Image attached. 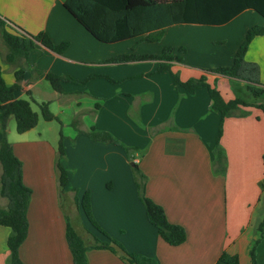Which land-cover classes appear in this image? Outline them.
Listing matches in <instances>:
<instances>
[{
	"label": "crops",
	"instance_id": "obj_1",
	"mask_svg": "<svg viewBox=\"0 0 264 264\" xmlns=\"http://www.w3.org/2000/svg\"><path fill=\"white\" fill-rule=\"evenodd\" d=\"M42 1V17L36 19ZM64 1L0 0L1 21L32 36L44 32L55 45L68 43L61 55L36 44L37 54L30 52L27 59L15 56L8 63L5 57L9 51L0 33V67L5 84L14 85V72L24 70L14 98L30 105L79 108L100 104L88 128L77 130L73 126L70 142L63 140L61 165L68 184L61 193L56 168L59 140H48L35 131L39 119L34 129L21 135L8 124L7 140L22 164V184L30 191L27 234L19 248L22 263L73 264L65 235L68 223L86 246L95 238L106 241L81 210L80 202L89 193L93 221L129 254L152 259L156 264H223L218 259L225 253L237 257L238 264H251L249 250L256 239L252 222L264 182V111L246 107L241 110L244 116L238 112L223 121L219 143L227 168L223 176L214 174L213 150L220 116L212 110L208 90L202 87L186 92L175 86L170 73L156 74V63L143 73L114 71V64L106 61L122 49L114 50L113 46L141 42H97L65 11ZM256 25L264 28V19L245 10L223 26H203L229 30L227 40H223L228 49L206 62L201 56L208 48L196 41L194 50L199 58L193 54L195 59L189 62H173L171 72L184 83L199 79L196 68L231 66L246 32ZM245 61L258 67L259 82L264 85V35L251 42ZM183 65L191 71L184 72ZM47 74L68 79L62 84V94L52 90L45 79ZM225 79L208 74L206 84L212 86ZM217 87L225 102L234 100ZM92 128L111 134L132 149L131 154L128 156L119 146L92 141L86 136ZM134 165L146 177L144 195L164 210L169 223L184 229L186 241L182 245L168 246L148 222L134 187ZM6 206L7 201L0 197V208ZM9 233V228L0 226V264H8ZM261 244L256 249L255 264H264ZM85 256L87 264H125L107 250L90 249Z\"/></svg>",
	"mask_w": 264,
	"mask_h": 264
},
{
	"label": "trees",
	"instance_id": "obj_2",
	"mask_svg": "<svg viewBox=\"0 0 264 264\" xmlns=\"http://www.w3.org/2000/svg\"><path fill=\"white\" fill-rule=\"evenodd\" d=\"M65 11L97 42L111 45L128 40L156 43L161 40L166 29L176 25L223 26L245 10H252L264 19V0H65ZM1 40L9 51L6 62L13 61L15 56L27 59L29 53L36 50V44L61 55L68 48V43L53 44L46 33L40 32L32 36L19 29L13 28L0 20ZM264 35L262 26L249 29L244 41L237 49L233 63L229 67H219L204 70L227 79L245 83L247 91L255 100H261L258 105H248L240 99L225 102L218 90L206 84L205 77L199 80L190 79L184 83L179 81L178 75L171 72L173 62L181 63L180 58L172 56V49L165 48L160 55H120L106 61L108 64H129L141 61H152L157 64L156 74L170 73L175 86L186 92L193 93L199 88H206L212 102V110L219 114L217 141L213 151V172L225 175L227 159L219 139L222 133L223 121L236 117L238 112L244 116L242 108L255 107L264 111V85L259 82V69L255 64L247 63L245 55L251 42L256 37ZM183 50L180 49V52ZM24 70L14 72L15 84L7 86L2 78L0 67V197L7 201L5 209L0 208V226L9 228L7 238L8 264H23L19 256V248L23 244L28 228L27 208L30 191L22 184V164L12 151L7 140L8 124L14 120L15 132L19 135L34 129L39 116L32 111L28 101L17 100L14 93L19 90L23 80ZM52 90L63 93L62 84L68 79L47 74L45 77ZM114 83L109 78H105ZM98 107L95 105V110ZM40 116L45 122L55 121L56 117L50 113L48 104L39 105ZM86 136L94 142L121 147L126 154L132 149L124 147L107 132L91 129ZM64 159L62 135L57 147L56 168L58 171V187L60 193L68 184L66 171L61 162ZM136 186L140 191L139 199L144 206L148 222L156 229L159 238L168 246L178 247L186 241V234L181 226L168 222L164 210L144 195L146 177L136 165L133 166ZM81 210L91 224L106 241L94 239L92 245L86 246L83 239L73 228L66 225V242L72 256L73 264H87L86 251L90 249L107 250L118 255L125 264H156L152 259L127 253L124 248L113 241L96 225L91 216L89 193H85L81 202ZM264 222L260 224L262 229ZM261 235V234H260ZM258 240L255 242L257 243ZM254 243V245H255ZM253 245V246H254ZM253 246L249 250L251 264H255ZM219 263L238 264L235 256L223 253Z\"/></svg>",
	"mask_w": 264,
	"mask_h": 264
},
{
	"label": "rangeland",
	"instance_id": "obj_3",
	"mask_svg": "<svg viewBox=\"0 0 264 264\" xmlns=\"http://www.w3.org/2000/svg\"><path fill=\"white\" fill-rule=\"evenodd\" d=\"M44 4H45L44 1H42L41 5L38 8L40 9V13L36 15V19L42 17L41 12L44 10ZM198 27H201L202 29H199ZM204 28H212V29L205 30ZM228 31L229 30H225V28L203 27V26H195V25H176L166 29L161 40L156 43L141 42L140 44L133 43L131 45L121 44L122 46H118L120 48H116L117 46H113L114 50L122 49V52L114 57L123 55V53L124 55H134V54L139 55L145 53V54L157 56L160 55L165 48L169 47L172 49V56L173 57L175 56L174 58H180L182 62H189L190 59H195L194 55L197 56L196 58H199L200 56L197 55L195 52L196 50H194V44L197 41L199 42V44L206 45V47L208 48L206 55L205 56L202 55L201 58L204 61L207 59L206 62H209L212 61L211 59H216V57H218L219 55H221V53H223L228 49V46L223 45L224 44L223 40H227L225 39V35H227ZM210 48H212L213 50H211ZM180 49H182L183 51L180 52ZM186 51L188 53L187 55L185 54ZM31 52L37 54L35 50ZM153 65H156L155 62L141 61V62H134L129 64H114L112 68L114 69V71L129 69L131 71L143 73L147 70H150ZM187 67L189 66H184L182 70L184 72L191 71L190 68ZM191 69L194 70V68L192 67ZM195 70H196L195 72L198 71L200 73L199 79L201 77H205L207 81L208 73L204 72V69L196 68ZM207 70H212V68ZM225 80H226L225 82H221V80L216 81V84L214 83L212 87L218 90L217 86H219V89L223 94L226 95L227 98L232 97L234 99H240L247 103L255 102V99H253L252 96L247 91L246 89L247 86L245 83L227 78ZM97 106L99 107L100 104L98 103ZM31 108L32 111L37 113L39 116V124L35 131H38L40 133L42 132L44 136L51 141L52 139L58 141L60 139V136L62 135L65 138L64 139L62 137V139L65 142L66 141L70 142V139L74 136L73 126L75 128L77 127V130L82 127L88 128L93 118L96 119V115L94 117V113L96 112L95 105H80V107L77 108L75 105L50 104L48 105V109L50 113L56 117V120L51 122H45L41 118L39 105H35L34 103H31ZM9 127H13L15 131L14 120H10ZM132 178L134 181L136 194L139 197L140 191L136 186V180L133 174V170H132ZM142 207H144L143 204ZM263 222H264V182L262 186V197L258 203V206L256 207L252 222L256 234V239L252 242V246L258 240V242L255 243V245L253 246L254 254L256 253V249L260 247L261 243H262L261 247L264 248V241L261 242L264 236V225L262 229H259L260 224Z\"/></svg>",
	"mask_w": 264,
	"mask_h": 264
}]
</instances>
